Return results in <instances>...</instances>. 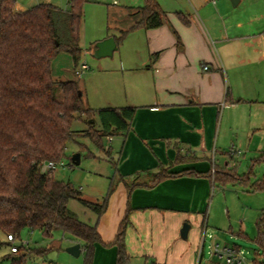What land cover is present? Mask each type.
I'll list each match as a JSON object with an SVG mask.
<instances>
[{
    "label": "crops",
    "instance_id": "0c3cea01",
    "mask_svg": "<svg viewBox=\"0 0 264 264\" xmlns=\"http://www.w3.org/2000/svg\"><path fill=\"white\" fill-rule=\"evenodd\" d=\"M155 1L163 24L132 31L116 60L94 66L88 106L135 112L125 132L105 138L113 167L105 196L111 192L104 213L82 221L100 238L90 264H116L124 220L127 264H196L212 222L216 175L237 174L234 158L264 148V1L254 0L261 7L250 10V0L242 10L243 0L235 7L230 0H176L175 8ZM143 5L112 11L117 36L104 39L138 22Z\"/></svg>",
    "mask_w": 264,
    "mask_h": 264
},
{
    "label": "trees",
    "instance_id": "16d2710c",
    "mask_svg": "<svg viewBox=\"0 0 264 264\" xmlns=\"http://www.w3.org/2000/svg\"><path fill=\"white\" fill-rule=\"evenodd\" d=\"M66 2L68 10L41 3L18 12L16 0H0V233L4 239L7 235L19 238L24 229L38 231L47 238L57 231L69 234L73 243L81 244L84 264H90V253L100 240L99 234L95 226L80 221L68 209V203L75 200L99 217L111 191L101 203L89 202L71 183L41 173L39 166L61 161L68 144L76 142L79 136L102 149L103 139L128 129L135 109L86 108L76 81L53 80L51 63L58 53H68L75 63L82 53L80 24L87 0ZM138 12L139 21L114 38L117 46L132 31L155 29L164 22L165 15L155 0H144ZM76 119L87 123L88 130L73 131ZM245 178L226 172L216 175L215 181L221 186H247ZM251 189L263 190L264 182ZM262 223V218L256 222L255 242L263 250L264 259ZM125 226L126 220L114 241L116 264L128 263ZM9 246L0 239V248ZM22 249L18 246L17 253H10V264L25 263L27 254L21 253Z\"/></svg>",
    "mask_w": 264,
    "mask_h": 264
},
{
    "label": "rangeland",
    "instance_id": "374dc122",
    "mask_svg": "<svg viewBox=\"0 0 264 264\" xmlns=\"http://www.w3.org/2000/svg\"><path fill=\"white\" fill-rule=\"evenodd\" d=\"M21 1L25 2L26 5L21 8L19 0L15 7L18 12L27 11L41 3H48L62 10H68L66 0ZM113 1L87 0L83 6L80 24L79 45L82 53L79 60L75 63L68 53L60 52L53 58L51 63L53 80L57 82L76 81L79 90L82 92L83 106L86 108H90L88 106L89 92L92 86L95 85L93 80L98 74V69L94 70V66L103 67L102 65L109 64L117 58V53L113 57L101 59H96L93 56V46L102 41L106 35L116 31L115 23L117 19L111 15L112 11L116 12L123 9L122 6L124 7V5L136 6L142 5L144 2V0L137 2L118 0V5H113ZM159 2L171 8H175L177 5L176 0H159ZM255 2L254 0L249 1L250 8L248 10L256 9L258 4H253ZM245 3L246 0H243L239 10H242ZM258 7L260 9L261 5H258ZM113 35H116V33ZM82 63L86 64L88 70L81 77H78L76 72ZM56 96L60 99V92L57 88ZM96 123L98 124V121ZM72 130L75 132L86 131L88 125L84 121L76 119L72 124ZM258 141L259 136L253 139L255 144L259 143ZM93 145L87 142V138L80 136L76 142L69 143L65 157L60 161L63 163V167L57 166L52 175L60 181L71 183L81 193L83 199L98 204L102 202L112 181L113 167L105 157L104 151L108 146L106 139L102 140V149ZM76 154L80 155V163L78 166H71V158ZM262 155H264V148L259 153H252L245 156V158H234L237 175L241 178L246 176L247 186H241V184L213 185L209 199V208L213 213L212 222L210 221L208 225V234L213 236L214 239L205 238L204 240L202 264H209L210 262L208 247L212 242L219 245H237L241 247L247 253L246 259L248 261L258 258L263 259L261 256L263 250L255 242V239L257 235L256 222L259 218L263 219L262 224L264 227V189L260 191L251 189L256 183L264 182V157ZM232 178L234 177L232 176ZM68 209L84 222L86 217L92 214L91 211L75 200L69 201ZM239 230H242L245 234L243 236L236 235ZM1 238L4 237L0 233ZM70 238L69 234L60 231L54 232L51 238H47L38 231L30 232L24 229L20 233V237L16 238L14 244L16 246L22 245L23 251L21 253L27 254L24 264H84V255L75 258L66 252L67 245L70 244ZM256 252H259L258 257L255 256ZM10 263L9 247L0 248V264Z\"/></svg>",
    "mask_w": 264,
    "mask_h": 264
},
{
    "label": "built area",
    "instance_id": "2783aa9c",
    "mask_svg": "<svg viewBox=\"0 0 264 264\" xmlns=\"http://www.w3.org/2000/svg\"><path fill=\"white\" fill-rule=\"evenodd\" d=\"M135 1V0H133ZM118 0L113 1V5H117ZM204 70H207V67H203ZM88 70V67L85 63H82L76 72V76L81 77V75ZM57 166L63 167L62 162H44L39 166V171L43 174H52ZM72 166V164H71ZM205 238L212 239L210 234H206V230L203 232V240L201 242V247L198 251V259L196 264H201L203 258V245ZM16 237L13 235H7L5 241L10 244L9 252L17 253L18 246L15 243ZM22 246V245H21ZM246 252L241 247H236L235 245H219L215 242H212L208 247V256L210 259L209 264H255V261H260L264 264V259H254L248 261L246 259ZM259 252L255 253V256L258 257Z\"/></svg>",
    "mask_w": 264,
    "mask_h": 264
},
{
    "label": "water",
    "instance_id": "95a60500",
    "mask_svg": "<svg viewBox=\"0 0 264 264\" xmlns=\"http://www.w3.org/2000/svg\"><path fill=\"white\" fill-rule=\"evenodd\" d=\"M233 7L237 5L239 0H230ZM117 45L115 43L114 38L109 37L107 39H104L100 42H97L93 46V56L96 59L106 58V57H112L113 53L116 51ZM80 163V155L76 154L71 158V164L74 166H78ZM189 224L185 223L183 224L181 230H180V237L182 239L187 238V234L189 231ZM66 252L75 257L78 258L81 254V246L79 243L74 244L66 249Z\"/></svg>",
    "mask_w": 264,
    "mask_h": 264
}]
</instances>
